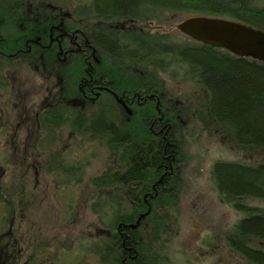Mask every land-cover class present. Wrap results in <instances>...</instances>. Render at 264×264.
Here are the masks:
<instances>
[{"label":"trees","instance_id":"1","mask_svg":"<svg viewBox=\"0 0 264 264\" xmlns=\"http://www.w3.org/2000/svg\"><path fill=\"white\" fill-rule=\"evenodd\" d=\"M23 1L28 4L18 5ZM12 14L15 15L14 21L10 20ZM197 16L231 20L264 32V0H0V66L9 72L30 70L33 80L47 85L45 89H48L50 98L45 97V100L49 103L55 94H64L69 99L72 92L74 99L81 101L73 84L84 76L83 56L74 57L65 66L58 63L51 50L32 48L30 53L25 52L24 44L28 39L44 37L49 27L62 20L65 29L82 34L79 36L81 46H85V41L90 42L106 56L107 63L114 65L110 68L112 75L122 73L120 76H127V86L137 81L135 69L142 74L139 75L142 91L157 90L158 95L161 94L158 73L168 81L185 84V92L181 93L184 97L190 98L189 94L195 90L204 98L202 110L205 116L199 114L195 119L196 127L204 131L219 128L223 134H230L236 147L251 152L264 151V63L235 57L224 50L180 37L178 33L136 30L139 24ZM97 23L103 26L92 30V25ZM118 24L126 28H105ZM15 53L16 56L10 57ZM3 79L0 76L2 85ZM9 79L12 85H16L11 76ZM151 112H154L153 107L147 105L143 114L128 125L123 124L116 110L103 105L87 113L75 107L56 110L47 107L37 118L43 125L73 128L87 142L105 140L112 150H117L126 159L127 166L122 170L93 179L92 186L99 193L89 204V209L102 233L92 245L81 242L78 253L72 257V264H81L87 254L97 257L99 264H120L121 241L115 236L108 240L106 233L115 231L118 223H133L135 212L131 211L136 206H129L128 202L134 201L131 198H117L104 191L139 187L153 175L161 174V156H153L154 149L150 147L155 146L156 141L146 138L143 130L148 128L146 120ZM161 112L168 122L173 120L165 110ZM163 126L169 125L163 121ZM168 139L177 147L171 135ZM139 144L150 148L141 149L137 146ZM166 145L163 141L159 143V154ZM170 150L171 147L167 148L168 152ZM85 166L86 163L80 160L68 162L61 159L48 166V171L58 176L57 180L59 178L63 186L57 189L58 198L64 194L65 188L71 189L81 183ZM157 166L160 168L156 169ZM164 166H167L166 162ZM209 175L219 199L240 216L226 239L229 248L250 264H264V251L249 243L264 241V208L249 207L241 201H264V164L217 160L211 164ZM2 196L0 193V241L9 240L13 234L11 226L15 210L9 201L4 202ZM78 201V197H70L65 204L72 208ZM175 203L172 196L158 198L153 204L156 212L143 222L146 226L133 231L126 244L127 250H124L133 258V264L171 263L165 243L173 222L167 214L170 212L165 210L174 207ZM3 227L5 229L1 231ZM2 253L4 257V251Z\"/></svg>","mask_w":264,"mask_h":264},{"label":"rangeland","instance_id":"2","mask_svg":"<svg viewBox=\"0 0 264 264\" xmlns=\"http://www.w3.org/2000/svg\"><path fill=\"white\" fill-rule=\"evenodd\" d=\"M181 20L183 18L139 24L137 29L178 33L175 26ZM0 70V76L4 78V85L0 80V193L4 202L9 201L15 209L13 234L9 240L0 241V264H72V257L78 253L81 242L92 245L102 233L89 209V204L99 193L92 186L93 179L122 170L126 159L117 150H112L105 140L87 142L73 128L38 123L37 118L47 107L56 110L75 106L80 112L91 111L92 107L79 106L73 92V106L67 105V96L61 93L53 95L49 103L45 100V97L50 98L45 89L47 85L33 80L30 70L9 72L1 66ZM10 76L17 86L11 84ZM52 78L55 79V75ZM157 79L161 111L165 110L173 119L163 121L172 128L171 136L177 144V176L181 179L175 189V206L165 210L170 212L167 214L173 222L165 243L166 252L171 263L207 264V254L199 248L200 242L207 241L213 248L224 244L231 235L233 224L240 218L216 195L209 175L211 164L217 160L264 164V151L251 152L236 147L230 134H223L219 128L204 131L196 127L195 119L199 114L205 116L202 110L204 98L194 89L190 98L184 97L181 93L185 92V84L168 81L159 73ZM64 87L66 89L65 84ZM118 117L126 125L134 122L127 121L119 113ZM56 159L86 163L81 183L71 189L65 188L59 198L57 189L63 186L59 178L57 180L58 176L48 171V166ZM126 190L109 189L104 193L125 199ZM70 197L79 198L77 206L67 207L65 202ZM241 201L249 207L264 208V201ZM253 245L264 250V241ZM238 260L240 264H250ZM220 261L224 262V259ZM81 264L99 263L97 257L87 254Z\"/></svg>","mask_w":264,"mask_h":264},{"label":"flooded vegetation","instance_id":"3","mask_svg":"<svg viewBox=\"0 0 264 264\" xmlns=\"http://www.w3.org/2000/svg\"><path fill=\"white\" fill-rule=\"evenodd\" d=\"M25 4H28V2L23 1L18 5L22 6ZM10 20H15L14 14H12ZM100 26L103 25L97 23L92 25L91 29L94 30ZM105 28L125 29L126 27L124 25L118 24L107 25ZM136 30L138 29L136 28ZM79 36L82 37V34L77 30L75 31L65 29L61 20L58 25H52L49 27L48 32L46 35H44V37L37 36L33 39H28L24 44L25 52L30 53L32 48H38L41 51L51 50L54 52L58 63L65 66L68 65L74 57L80 55L83 56L85 63L84 76H82L80 80L73 84L77 92L80 94L81 101H79V106L81 108L84 106H89L92 108H96L99 105L109 106L116 110L123 118H126L127 121H136L137 116L143 114V109L147 105L153 107L154 112H151L146 120V125L148 128L143 130L146 134V138L149 137L150 139L156 141V145L150 147H153L154 149L153 156H161V165H159L163 167H156V169H162L160 172L161 174L159 176L153 175L152 179H150L146 184L140 185L139 187L132 186L128 188L126 186L124 188L127 189L124 193L125 197L134 200L132 201L133 203L131 201L128 202L129 206H132V204L136 206V208L131 211L135 212V217L132 220L133 223H118L115 227V231H108L106 233V238L108 240H111V238L115 236L121 241V247L123 250L120 264H133V258L127 256L124 253L126 244H128L133 231L137 230L141 226H146L143 224V222L148 219L149 215L151 216L152 213L156 212L157 209L153 208L155 200L160 197H175L176 186L181 181V179H179L177 176L178 166L176 165L179 164V159L176 160V156L178 155V152L177 150H173V148L176 147L174 144H172V140L168 139V137L172 134V128L163 126V120H165V117L160 109L161 98L160 95H158V91H142L139 87L141 83L140 76H142V74L136 69L134 74L137 81L135 80V83H132V85L128 84L127 86V76H120L122 73L118 75H112L110 68L111 66L114 67V65L107 63L106 56L99 52L90 42L85 41V46H81L82 41L79 39ZM18 52H20V50L17 51V53ZM17 53L10 57L16 56ZM72 100V98L67 99V105H70V103L72 104ZM161 141L165 142L167 145L163 146V149L159 154L157 150ZM137 146L141 149L150 148L149 145L144 146L143 144H139ZM169 147L172 148V151L170 150V152L167 151V148ZM164 162L167 163V166H164ZM157 171L158 170H156V172ZM141 216L142 218L140 219L139 223L136 224ZM226 239L224 244L215 246L214 248L211 247L210 243L207 241L200 242L201 245L199 248L205 250L204 252L207 254V264H240L238 259L246 262L241 256L234 253L229 248ZM218 242L219 240L217 243ZM249 243L253 245L256 242L249 241ZM224 252L226 254L223 257L222 254H224ZM223 259L224 262L220 261ZM173 260L175 261V259ZM178 262L179 261H177L176 264H178ZM168 264L175 263L172 262Z\"/></svg>","mask_w":264,"mask_h":264},{"label":"water","instance_id":"4","mask_svg":"<svg viewBox=\"0 0 264 264\" xmlns=\"http://www.w3.org/2000/svg\"><path fill=\"white\" fill-rule=\"evenodd\" d=\"M175 29L195 43L264 63V32L261 30L231 20L201 16L186 18Z\"/></svg>","mask_w":264,"mask_h":264}]
</instances>
